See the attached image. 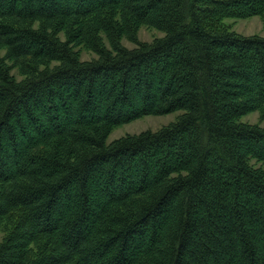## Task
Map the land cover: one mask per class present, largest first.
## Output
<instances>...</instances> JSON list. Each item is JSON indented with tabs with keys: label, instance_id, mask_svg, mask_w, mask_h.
Listing matches in <instances>:
<instances>
[{
	"label": "trees",
	"instance_id": "trees-1",
	"mask_svg": "<svg viewBox=\"0 0 264 264\" xmlns=\"http://www.w3.org/2000/svg\"><path fill=\"white\" fill-rule=\"evenodd\" d=\"M263 13L264 0H0V264H264V127L241 121L264 114V37L216 26ZM143 26L164 36L139 42Z\"/></svg>",
	"mask_w": 264,
	"mask_h": 264
},
{
	"label": "rangeland",
	"instance_id": "rangeland-1",
	"mask_svg": "<svg viewBox=\"0 0 264 264\" xmlns=\"http://www.w3.org/2000/svg\"><path fill=\"white\" fill-rule=\"evenodd\" d=\"M37 26V24H36ZM217 27L221 28L222 30H229L231 32H235L239 35L243 36H261L264 37V13L262 15L257 16H250V17H226L220 19L217 24ZM164 33L143 26L139 31L137 39L139 42L142 43H151L154 39L163 37ZM61 39L64 38L63 34H60ZM122 44L126 48H135L136 44L127 40L123 39ZM80 51L81 59L82 60H92L97 58V55L91 51L87 50L84 47H78L76 49ZM1 55H4V50H1ZM12 65V62H8ZM12 74L15 75V78L18 80L22 79L21 75L18 72V69L15 68L12 70ZM182 114V111L174 112L171 114L163 115V116H147L143 117L139 120L132 121L129 124L122 125L118 128H115L113 132L110 134L107 143H111L112 141L119 139L123 136L129 134H139L144 131H158L162 127L169 125L172 122H175L179 115ZM242 122L250 123V124H257L264 127V114L258 112H253L241 118ZM252 164L256 168H260L264 170V164L257 163L256 161H252ZM4 236V231L0 228V242L2 241Z\"/></svg>",
	"mask_w": 264,
	"mask_h": 264
}]
</instances>
